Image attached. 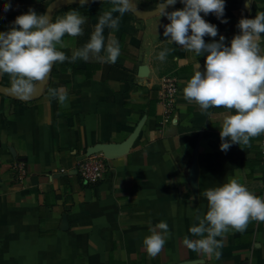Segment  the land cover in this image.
Masks as SVG:
<instances>
[{
    "label": "crops",
    "instance_id": "crops-1",
    "mask_svg": "<svg viewBox=\"0 0 264 264\" xmlns=\"http://www.w3.org/2000/svg\"><path fill=\"white\" fill-rule=\"evenodd\" d=\"M158 2L133 0L118 29H104L121 45L115 63L96 57L56 62L30 98L0 91V264H264V221L250 220L243 232L230 228L218 237L219 258L183 243L185 236L198 238L189 229L208 210L206 189L236 177L264 197L262 134L249 145L220 149V127L231 112L223 106L202 111L184 98L183 87L206 56L167 40L170 21L157 13ZM11 3L7 13L0 10V31L29 7L50 9L53 21L78 9L86 18L83 33L66 34L57 46L69 57L112 7L110 0ZM182 7L177 0L168 11ZM258 11L264 0L250 6L226 0V23L205 16L218 27L217 37L205 41L223 35L230 43L239 20ZM164 48L171 51L160 61ZM166 78L177 83L173 101L160 98ZM61 85L68 93L63 104L51 95ZM0 86L12 90L9 74H0ZM97 150L106 154L108 171L99 183L85 184L79 163ZM17 160L27 164L22 179L13 170ZM160 221L168 223L170 236L151 256L143 240Z\"/></svg>",
    "mask_w": 264,
    "mask_h": 264
},
{
    "label": "clouds",
    "instance_id": "clouds-1",
    "mask_svg": "<svg viewBox=\"0 0 264 264\" xmlns=\"http://www.w3.org/2000/svg\"><path fill=\"white\" fill-rule=\"evenodd\" d=\"M87 0H79L86 5ZM182 8L168 11L177 0H159L157 13L166 16L170 23L164 25L163 35L173 44L206 56L203 68L198 63L194 74L183 87L184 98L195 102L202 111L212 107L230 110L220 127V149L227 151L232 144L249 145L251 138L264 133V11L254 18L242 17L237 27L239 32L230 43L226 37L206 42L204 37H217L218 27L205 19L209 13L222 23L225 17L226 0H180ZM112 7L99 16L90 39L67 56L61 48L63 37L83 33L85 16L76 8L65 11L55 21L50 9L38 13L29 7L11 22L10 28L0 31V74L10 76L12 90L24 99L31 97L36 83L44 81L56 62H75L96 57L104 63H115L121 54V45L111 33L105 37L104 29H118L120 18L132 10L133 0H110ZM251 0H246L250 6ZM12 8L11 0H5L0 10L7 13ZM119 13V15H114ZM203 13L204 15H201ZM171 51L164 48L157 59L164 61ZM51 95L60 104L68 99L64 86L51 90ZM208 210L203 216L197 214L189 231L197 239L185 236L183 243L189 249L205 254L221 255L223 237L229 229L243 232L250 220L264 221V197L256 195L239 178L208 188L204 192ZM175 206H173L174 208ZM143 245L151 256H156L170 236L169 225L160 221L150 226Z\"/></svg>",
    "mask_w": 264,
    "mask_h": 264
},
{
    "label": "built area",
    "instance_id": "built-area-1",
    "mask_svg": "<svg viewBox=\"0 0 264 264\" xmlns=\"http://www.w3.org/2000/svg\"><path fill=\"white\" fill-rule=\"evenodd\" d=\"M166 89L160 92L161 99L174 100L178 90L176 80L174 78H166L164 81ZM262 163H264V133H262ZM79 173L81 180L85 184L99 183L108 171L107 157L101 151L95 152L79 163ZM13 170L17 178H24L27 175V164L23 160H17L13 164Z\"/></svg>",
    "mask_w": 264,
    "mask_h": 264
},
{
    "label": "water",
    "instance_id": "water-1",
    "mask_svg": "<svg viewBox=\"0 0 264 264\" xmlns=\"http://www.w3.org/2000/svg\"><path fill=\"white\" fill-rule=\"evenodd\" d=\"M135 10V9H134ZM0 91H2V92H4V93H9V94H12L13 93V90H10V89H8V88H6V87H1L0 86ZM95 152H99L98 150L97 151H93L92 153H90L89 155H91V154H93V153H95ZM103 152V151H102ZM104 153V152H103ZM105 154V153H104ZM88 155V156H89ZM106 155V154H105Z\"/></svg>",
    "mask_w": 264,
    "mask_h": 264
},
{
    "label": "trees",
    "instance_id": "trees-1",
    "mask_svg": "<svg viewBox=\"0 0 264 264\" xmlns=\"http://www.w3.org/2000/svg\"><path fill=\"white\" fill-rule=\"evenodd\" d=\"M158 0H155V2H157Z\"/></svg>",
    "mask_w": 264,
    "mask_h": 264
}]
</instances>
